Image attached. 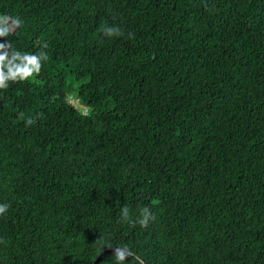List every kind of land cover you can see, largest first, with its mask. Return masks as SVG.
<instances>
[{"label":"trees","instance_id":"16d2710c","mask_svg":"<svg viewBox=\"0 0 264 264\" xmlns=\"http://www.w3.org/2000/svg\"><path fill=\"white\" fill-rule=\"evenodd\" d=\"M2 13L24 20L13 46L47 60L0 91V264H110L101 240L142 264H264V0ZM121 206L155 219L129 227Z\"/></svg>","mask_w":264,"mask_h":264},{"label":"clouds","instance_id":"9594fccd","mask_svg":"<svg viewBox=\"0 0 264 264\" xmlns=\"http://www.w3.org/2000/svg\"><path fill=\"white\" fill-rule=\"evenodd\" d=\"M24 25V20L19 15H11L7 13L0 14V91L7 90L10 84L25 82L36 76H39L43 67V62L47 60V54L43 51L35 53L29 51H21L15 48L9 39L16 34L17 30ZM101 35L106 38H117L123 35L122 30L118 26L104 25L101 28ZM132 34L129 33V37ZM41 48H46L47 44H42ZM83 115H87L84 112ZM31 124V120L26 121ZM10 205L0 203V217L4 216ZM120 222L127 223L129 227L147 228L149 223L155 219L153 213L148 206H142L138 213V217L133 219L130 210L126 206H121ZM104 247L113 248V255L110 264H142L140 258L127 245L114 246L104 240L100 241V252ZM130 258V259H129Z\"/></svg>","mask_w":264,"mask_h":264},{"label":"rangeland","instance_id":"374dc122","mask_svg":"<svg viewBox=\"0 0 264 264\" xmlns=\"http://www.w3.org/2000/svg\"><path fill=\"white\" fill-rule=\"evenodd\" d=\"M70 102H72V103L75 104L76 106H79L75 100H74V101H73V100H70Z\"/></svg>","mask_w":264,"mask_h":264},{"label":"water","instance_id":"95a60500","mask_svg":"<svg viewBox=\"0 0 264 264\" xmlns=\"http://www.w3.org/2000/svg\"><path fill=\"white\" fill-rule=\"evenodd\" d=\"M111 249H113V248H111Z\"/></svg>","mask_w":264,"mask_h":264}]
</instances>
